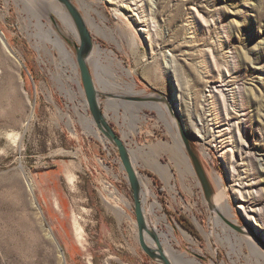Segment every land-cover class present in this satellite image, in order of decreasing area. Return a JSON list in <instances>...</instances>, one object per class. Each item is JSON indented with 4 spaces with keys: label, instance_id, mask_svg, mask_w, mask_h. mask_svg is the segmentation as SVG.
<instances>
[{
    "label": "rangeland",
    "instance_id": "374dc122",
    "mask_svg": "<svg viewBox=\"0 0 264 264\" xmlns=\"http://www.w3.org/2000/svg\"><path fill=\"white\" fill-rule=\"evenodd\" d=\"M91 1L115 39L86 23L103 50L88 65L105 118L148 179L140 184L148 226L171 230L174 246L201 264H264L245 242L233 237L232 248L218 238L213 221L217 214L238 236L246 227L264 252V0ZM30 17L19 0H0V264H161L139 245L119 155L83 105L79 41L53 14L41 16L52 37ZM115 61L131 73L123 78L134 81L133 92L112 85ZM178 133L203 167L208 198ZM150 156L168 167L167 181ZM216 196L228 214L214 208Z\"/></svg>",
    "mask_w": 264,
    "mask_h": 264
},
{
    "label": "bare ground",
    "instance_id": "6f19581e",
    "mask_svg": "<svg viewBox=\"0 0 264 264\" xmlns=\"http://www.w3.org/2000/svg\"><path fill=\"white\" fill-rule=\"evenodd\" d=\"M71 1L75 4V6L78 9L82 8L85 11V13H86L85 16L86 17H83L85 23H88L90 26H92L93 29H95L97 33L104 34V35L109 36L110 38L115 39L114 30L111 27H108L107 24H105V22H104L105 20L103 19L101 12L99 10H97V8L94 6V2L93 1H91V0H71ZM19 2L22 3V10L26 11L29 15H31L30 18H32V17L36 18V25L39 27L42 36L49 37L54 32V30L52 32V28L53 27H50L47 22L42 21L41 16L44 13H46V14H49V15L50 14L55 15V17H57L62 22L63 31L66 34H68V35L73 34V36H75L76 39L79 41V36H78L77 31H76V29H75V27H74V25L72 23V20L70 19L67 11L62 6V4L59 3L57 0H19ZM33 7L36 8V9L34 10ZM92 11H94L102 19L100 22H97L96 17L94 15H92V13H91ZM46 17H47V15H46ZM46 25H47V28L45 29ZM48 30H51V32L49 33ZM0 41L4 45H6L5 41L3 39V34H2L1 31H0ZM52 41L57 46L56 48L60 49L61 54L64 55L68 59V61L71 63L73 68H75L76 67L75 66V62H74V59H73L71 53L66 48V46L63 43V41L58 37V35L55 36ZM102 51L103 50L101 49V47L98 44H94L93 43L91 50L87 54L86 61L90 64V61L92 60L94 62H97V64H98L99 63V59H100V54H101ZM114 66H115V68L113 70L114 78H117L118 81H114L112 85H116L117 86V84H118L119 86H121V87L124 86L129 91L133 92L134 91V84H135L134 81L132 79L126 80L125 78H123V75H129V76L131 75L129 70L126 69L125 67H123L122 64L120 62H118V61L114 62ZM68 77L73 79V80H75L79 84V81H78L77 78H73V77H71V75H68ZM106 80L107 79H105V81ZM68 87H69L70 91H73V89H72V87L70 85ZM83 105L85 107L87 105V103L85 102ZM168 106H169V104H168ZM168 106L166 104V107L168 109L164 106V108L163 107H158V110H160L161 112H164V109H165V111L167 112L169 110ZM139 109H140V107L136 108V114L133 115L135 118H138L139 117L138 115H140V114H138L139 111H140ZM84 117L87 120V122L89 123L88 125H90V128H91L90 130L92 131V133L94 135H96L98 138H102V136L98 133V131H96L94 129V127H93L94 124H93V121L91 120V118H89L87 115H85ZM171 120H173V119H171ZM172 123H173V125H175L174 124V120L172 121ZM71 129H73V128H71ZM177 137L181 138L179 133L177 134ZM156 157H153V156L151 157V161H150L151 165H150V167L154 171L159 173V175L163 179H165L167 181V178L169 177V174H170L169 173V169H168V167L166 165L162 164L159 160H157ZM136 173H137L138 179L140 181V184H142L141 182H143V181L145 182V183L143 182L145 185L148 184V179L146 177H143V179H142L143 181H142L140 179L139 174H138L137 171H136ZM214 178H215V181L217 182L216 184L220 185V183H221L220 178L218 176H215ZM166 183L168 185V189L169 190H173L174 189L173 185H171L168 182H166ZM109 194L110 195H114L115 194L117 196L116 199L120 198L118 196V194H116V191H114V190L109 191ZM152 194H153L152 190H149V189L145 188V191H143V194H142V195H144L143 196L144 197V201H147ZM216 198H217V201L219 203L214 208L216 209L217 207H220V210H221V212L223 214H228L230 212V208H229L227 200L223 201L219 196H216ZM149 206L151 208V211L153 212L156 207H159V204L154 199V200L150 201ZM115 207H117V206H115ZM214 215H215L213 217L214 224L221 226V232L216 234L218 238H220V239L222 238V240H225V243L227 245H229L230 247L234 248V246H236V242L233 240V237H234L236 241H238V239L240 240V243H239L240 245L245 242L248 245V247H249L251 252L254 251L257 254H259L260 256H261V254L264 256V252H260V250H259L260 249L259 248L260 245H259L258 240L256 238H254L255 236H254L253 232L251 233V231L249 232L246 227H242L241 228L242 234H240V236H238L236 234H231V232L228 229V227L225 224L222 225L223 223L221 224V221H220L221 218L217 214H214ZM156 220H157V218H156ZM211 220H212V218H211ZM249 220L253 223V219L252 218H250ZM195 222L199 225V223H198V221L196 219H195ZM256 223H258V222H256ZM258 228H259V226H258ZM150 229H152L154 231V233L156 234V236H157V238H158V240H159V242H160V244H161V246L163 248V251H164L165 255L171 260V262L173 264H201L198 260H196V258L190 257L188 254H186L185 252L180 251L179 249H177L174 246V244L170 241V236H169L170 233H171V230H169V231H159V229L156 226H153ZM259 229H260V232L263 233V231H261V228H259ZM181 232L184 234V236L188 240L193 241V238L191 237V235L187 231L181 229ZM146 237H147V239L150 241V243L153 246L154 242H152L147 235H146ZM208 237H209V235H208ZM238 249H239V251H241L240 246H239Z\"/></svg>",
    "mask_w": 264,
    "mask_h": 264
},
{
    "label": "water",
    "instance_id": "95a60500",
    "mask_svg": "<svg viewBox=\"0 0 264 264\" xmlns=\"http://www.w3.org/2000/svg\"><path fill=\"white\" fill-rule=\"evenodd\" d=\"M57 1L61 3L67 11L79 36V43L74 45V50L76 63L79 69L82 90L85 95L88 110L100 133L106 138L108 142L112 144V146L116 148L121 165L126 173L127 181L131 189V195L133 199L132 208L135 215L139 245L151 259L157 260L161 264H173L171 260L165 255L163 248L154 231L148 227L142 207L141 185L133 166L130 152L126 147L123 139L115 132L111 124L105 118L103 110L101 109V106L99 104L98 91L96 89L93 75L89 68L88 62L86 61L87 54L89 53L93 45L90 31L79 9L71 0ZM180 137H182L185 149L191 159L193 169L208 198L210 197L211 190L203 167L196 154L191 149L187 136L181 133ZM146 235L149 236L154 242L153 246L147 239Z\"/></svg>",
    "mask_w": 264,
    "mask_h": 264
}]
</instances>
